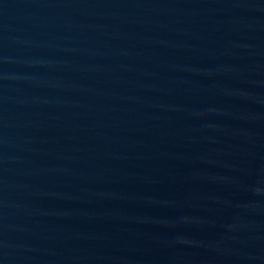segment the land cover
I'll return each mask as SVG.
<instances>
[{
  "label": "water",
  "instance_id": "water-1",
  "mask_svg": "<svg viewBox=\"0 0 264 264\" xmlns=\"http://www.w3.org/2000/svg\"><path fill=\"white\" fill-rule=\"evenodd\" d=\"M0 264H264V0H0Z\"/></svg>",
  "mask_w": 264,
  "mask_h": 264
}]
</instances>
